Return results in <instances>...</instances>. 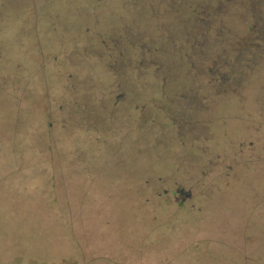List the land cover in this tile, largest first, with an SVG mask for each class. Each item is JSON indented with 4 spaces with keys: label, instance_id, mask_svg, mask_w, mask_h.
Segmentation results:
<instances>
[{
    "label": "rangeland",
    "instance_id": "374dc122",
    "mask_svg": "<svg viewBox=\"0 0 264 264\" xmlns=\"http://www.w3.org/2000/svg\"><path fill=\"white\" fill-rule=\"evenodd\" d=\"M0 264H264V0H0Z\"/></svg>",
    "mask_w": 264,
    "mask_h": 264
},
{
    "label": "trees",
    "instance_id": "16d2710c",
    "mask_svg": "<svg viewBox=\"0 0 264 264\" xmlns=\"http://www.w3.org/2000/svg\"><path fill=\"white\" fill-rule=\"evenodd\" d=\"M170 198H172V197H170ZM177 206L178 207H182L183 206V203L181 201H177Z\"/></svg>",
    "mask_w": 264,
    "mask_h": 264
}]
</instances>
